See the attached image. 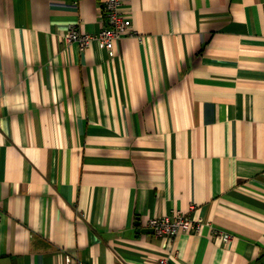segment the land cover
<instances>
[{
  "label": "crops",
  "instance_id": "0c3cea01",
  "mask_svg": "<svg viewBox=\"0 0 264 264\" xmlns=\"http://www.w3.org/2000/svg\"><path fill=\"white\" fill-rule=\"evenodd\" d=\"M103 3L0 0V264H261L264 0H124L115 56Z\"/></svg>",
  "mask_w": 264,
  "mask_h": 264
},
{
  "label": "built area",
  "instance_id": "2783aa9c",
  "mask_svg": "<svg viewBox=\"0 0 264 264\" xmlns=\"http://www.w3.org/2000/svg\"><path fill=\"white\" fill-rule=\"evenodd\" d=\"M124 0H104L102 27L96 32H84L80 26L73 24L66 36L68 43L77 42L82 48L96 42L109 56L117 54L118 41L127 35L135 34L132 26V12L123 8ZM154 232L163 238H174L181 232L198 231L201 227L199 220L188 213L175 211L173 215L157 216L149 220ZM224 239L230 238L225 233ZM151 264H174L170 256H163Z\"/></svg>",
  "mask_w": 264,
  "mask_h": 264
},
{
  "label": "trees",
  "instance_id": "16d2710c",
  "mask_svg": "<svg viewBox=\"0 0 264 264\" xmlns=\"http://www.w3.org/2000/svg\"><path fill=\"white\" fill-rule=\"evenodd\" d=\"M258 259L260 260V263H261V264H264V252L261 253V255L259 256Z\"/></svg>",
  "mask_w": 264,
  "mask_h": 264
}]
</instances>
